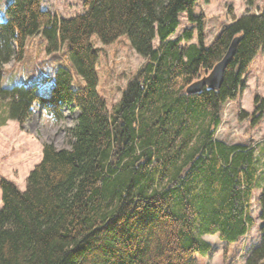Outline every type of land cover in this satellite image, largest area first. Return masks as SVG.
<instances>
[{
    "label": "trees",
    "instance_id": "trees-1",
    "mask_svg": "<svg viewBox=\"0 0 264 264\" xmlns=\"http://www.w3.org/2000/svg\"><path fill=\"white\" fill-rule=\"evenodd\" d=\"M81 1L83 13L62 18L42 0H11L0 20V126H21L35 103L54 119L64 106L78 112L65 130L66 146L42 144L23 191L0 176V264H194L195 255L211 250L202 235L229 244L250 231L253 199L260 210L254 254L263 259L264 187L254 147L217 139L216 131L224 105L244 89L243 77L264 49V10L250 13L256 0H243L246 13L205 45L197 0ZM181 14L195 26L172 38ZM194 29L196 43H188ZM92 34L103 45L127 35L144 58L109 108L97 90ZM37 35L48 54L64 46L53 82L42 92L43 77L2 87L4 66ZM236 36L219 89L186 93ZM74 74L83 81L78 88ZM253 105L246 117L256 125L264 98L255 95Z\"/></svg>",
    "mask_w": 264,
    "mask_h": 264
},
{
    "label": "rangeland",
    "instance_id": "rangeland-1",
    "mask_svg": "<svg viewBox=\"0 0 264 264\" xmlns=\"http://www.w3.org/2000/svg\"><path fill=\"white\" fill-rule=\"evenodd\" d=\"M10 1L0 0V20L5 19V7ZM42 4L43 9L62 18L73 17L84 11L81 0H42ZM263 10L264 0H256L249 12L257 14ZM194 13L203 16L204 44L209 45L234 19L245 14L246 9L243 0H197ZM179 19L180 26L172 38L181 34L184 28L195 26L187 22L184 14H181ZM90 41L97 49V90L109 108L118 101L127 81L142 66L144 58L131 48L127 35H121L116 41L103 45L97 35L92 34ZM188 43H196L195 29ZM184 44L183 42L182 45ZM158 46L159 40L155 38L153 47L156 49ZM63 51L64 46L58 52L48 54L41 36L29 38L22 57L13 58L4 66L6 72L2 75V87H10L20 81L30 83L43 77L46 80L39 85V91H45L54 80V67L65 58ZM72 77L73 88L83 85L78 75L74 74ZM243 81L244 89L236 100L228 101L222 109L216 138L229 144L241 143L254 147L259 183L263 188L264 119L252 125L246 115L254 112L255 95L264 98V49L250 63ZM32 107L29 119L21 126L15 121H8L4 126H0V176L17 178L22 191L26 186L28 172L41 159L42 144L50 142L56 147L66 146L65 130L75 124L78 115L77 110H69L64 106L62 117L54 119L40 104L35 103ZM258 192L259 190L255 191L254 198ZM1 207L2 202L0 209ZM259 213V206L253 199L251 214L255 224L237 242L228 244L221 240L218 234L202 235V238L210 243L211 250L204 257L195 255L194 264H264V258L259 259L254 254L260 243Z\"/></svg>",
    "mask_w": 264,
    "mask_h": 264
},
{
    "label": "water",
    "instance_id": "water-1",
    "mask_svg": "<svg viewBox=\"0 0 264 264\" xmlns=\"http://www.w3.org/2000/svg\"><path fill=\"white\" fill-rule=\"evenodd\" d=\"M238 42L239 37L236 36L232 38L222 58L214 64L206 76L187 86L185 89L186 93H197L204 87L213 90L219 89L223 80L224 72L235 54Z\"/></svg>",
    "mask_w": 264,
    "mask_h": 264
},
{
    "label": "crops",
    "instance_id": "crops-1",
    "mask_svg": "<svg viewBox=\"0 0 264 264\" xmlns=\"http://www.w3.org/2000/svg\"><path fill=\"white\" fill-rule=\"evenodd\" d=\"M41 6H43V4H42ZM32 108H33V107H32ZM9 121H11V120H9ZM7 122H8V121H7ZM7 122H6V123H7ZM6 123H5V124H6ZM5 124H4V125H5ZM4 125H3V126H4ZM25 176H26V175H25ZM4 177L7 178V179H9V180H11V181H13V182H15V183L17 184V187L21 190V188H20V186H19L20 183H19V181H18L17 178L12 177V176H7V175H5ZM0 204H1V202H0Z\"/></svg>",
    "mask_w": 264,
    "mask_h": 264
}]
</instances>
